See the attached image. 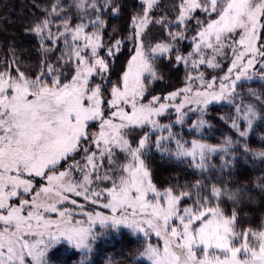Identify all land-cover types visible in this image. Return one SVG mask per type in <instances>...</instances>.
Returning <instances> with one entry per match:
<instances>
[{"label":"snow or ice","instance_id":"obj_1","mask_svg":"<svg viewBox=\"0 0 264 264\" xmlns=\"http://www.w3.org/2000/svg\"><path fill=\"white\" fill-rule=\"evenodd\" d=\"M124 7L52 0L25 28L28 58L0 59V264H55L61 248L91 264L124 230L138 246L106 264H264V218L240 225L251 188L211 175L264 163V0H140L109 31ZM214 104L231 109L218 143ZM154 153L209 175L159 182ZM254 187L264 195V174Z\"/></svg>","mask_w":264,"mask_h":264},{"label":"trees","instance_id":"obj_2","mask_svg":"<svg viewBox=\"0 0 264 264\" xmlns=\"http://www.w3.org/2000/svg\"><path fill=\"white\" fill-rule=\"evenodd\" d=\"M51 2L52 0H0V59L5 56L10 47H14L17 53H24V50L34 48L37 41L32 34L26 33L25 28L32 16L40 14L45 7L50 6ZM121 2L125 5L124 10L118 17L110 19L109 31H111L112 24H123L130 13L135 11L134 6L138 5L140 1L121 0ZM170 2L171 0H161L162 5L169 4ZM70 3L71 0H64L65 6ZM153 31H156V29H153ZM23 58H28L26 53H24ZM161 72L166 77L168 84L179 86L178 81L182 79V71L180 73L169 72L167 67H164L161 69ZM155 87L159 90L162 85L157 83ZM248 87L257 91L260 89L258 83H251L250 85H245V88L241 89V91L246 92ZM230 111L231 109L227 105L214 104L209 106L205 119L212 125V130L211 132L205 131V136L209 138L210 143H218L223 139L224 135L233 134L228 124L220 120L222 115ZM191 119H194V116ZM189 123H191V120H189ZM184 131L187 133V125H185ZM260 134L261 130L258 128L251 138V147L254 149H259L262 146L259 141ZM188 138L191 139L192 137L189 136ZM213 162L219 168L218 156L213 158ZM151 167L154 169L156 180L159 182L166 180L175 182L173 178H178L180 183H194L197 179L206 180L207 175H209L205 174V176H201L188 168L186 164H178L161 159L158 153H154ZM262 170H264V163L257 161L255 164H252L250 160L248 164H244L241 161L237 165L236 170L231 173H211L213 177H220V179L213 181L218 185L229 182V185L233 187L237 184H247L251 188L254 202L245 201L239 209L240 225L243 227L254 226L264 218V195L254 187L256 178L264 174ZM224 207L230 213L233 206L230 203H226ZM137 246L138 242L135 237L127 233V230H124L122 233H112L110 236L103 237L97 241L94 246V252L88 259L91 261V264H106L109 258L119 261L122 255L133 251ZM63 250L61 248L60 252ZM71 250L75 252V259L69 261L68 259H56L55 264H78L81 255L77 250Z\"/></svg>","mask_w":264,"mask_h":264},{"label":"rangeland","instance_id":"obj_3","mask_svg":"<svg viewBox=\"0 0 264 264\" xmlns=\"http://www.w3.org/2000/svg\"><path fill=\"white\" fill-rule=\"evenodd\" d=\"M194 119H196V116H194ZM75 256H76L75 252L73 250H71V249H69V251H67V252H65L64 250L62 252H60V250H59V252L56 253L55 260L56 259H60V260L61 259H63V260H67L68 259V261H69V260L75 259Z\"/></svg>","mask_w":264,"mask_h":264}]
</instances>
